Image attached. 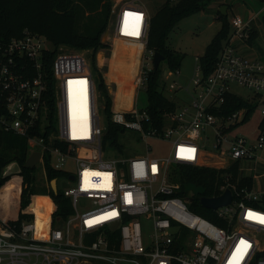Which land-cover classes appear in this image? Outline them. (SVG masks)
Listing matches in <instances>:
<instances>
[{
	"label": "built area",
	"instance_id": "obj_1",
	"mask_svg": "<svg viewBox=\"0 0 264 264\" xmlns=\"http://www.w3.org/2000/svg\"><path fill=\"white\" fill-rule=\"evenodd\" d=\"M112 7V36L141 48L134 89L146 87L154 68L155 50L148 48L152 14L142 0H116ZM257 17L230 18L231 31L213 71L205 76L197 64L190 104L166 114L163 127L154 124L147 108L112 109V121L137 130L145 142L147 153L132 157H105L106 125L89 57L56 48L28 28L0 42V129L27 137L34 146L29 155L39 151L37 163L61 172L56 180L63 177L66 184L62 190L57 185V192L73 208L44 228L33 219L13 223L0 217V264H264V191L242 189L236 197L233 191L229 204L209 208L220 224L189 207L171 173L175 164H202L199 140L209 129L224 167L255 159V150L264 146V133L252 144L233 132L247 108L221 112L228 94L241 96L233 83L255 92L245 97L251 102L264 92V63L239 49ZM72 90L79 95L74 115ZM152 137L171 141L168 155H150Z\"/></svg>",
	"mask_w": 264,
	"mask_h": 264
},
{
	"label": "trees",
	"instance_id": "obj_2",
	"mask_svg": "<svg viewBox=\"0 0 264 264\" xmlns=\"http://www.w3.org/2000/svg\"><path fill=\"white\" fill-rule=\"evenodd\" d=\"M212 0H163L162 5L152 14L150 19L148 48L160 51L166 56L169 70H177L183 59V52L172 48L168 44V38L178 22L197 11L204 9ZM112 0H0V42H5L13 36L22 35L25 29L45 35L57 48L60 45L75 47L80 50L93 48V73L97 79V86L103 91L104 109L106 112L105 140L111 143L117 142L119 131L125 129L112 121V96L107 83L99 71L95 60L98 50L105 48L107 43L102 41L110 18ZM223 25L207 45L205 52L198 57L201 71L208 76L213 71L217 56L223 46V41L231 31L228 13H219ZM87 20V21H85ZM264 21V17H263ZM84 22H86L84 24ZM257 29L253 27L248 42L256 41ZM126 54L131 50L135 59L140 58L141 48L137 44H125ZM56 51L50 52V64ZM130 65V64H129ZM126 64V66H129ZM165 81L160 65L153 68L146 84L149 110L153 122L158 127L165 125L166 114L174 111L176 101L165 95L163 87ZM255 102L248 98L228 94L221 112H230L237 108H247V117L255 109ZM263 124V123H262ZM29 156L28 139L11 131L0 129V177L5 166L11 161L17 160L22 171L20 184L23 187L22 200L25 192L30 191L33 168L24 167L23 164ZM172 176L181 183L179 193L184 197L189 207L222 224L217 220L213 211L201 202L202 196H217L227 186L235 192L242 189H251L253 177L241 175L240 163L235 162L228 167L213 166L209 164H176L171 168ZM61 172L53 169L47 162L46 178L49 186L50 201L39 200L24 209L19 206L17 215L8 218L10 222H20L24 218L33 219L42 227L53 226L56 217H65L73 211L71 201L58 190L55 192L51 186V180L60 176ZM9 178V177H8ZM8 178L3 179V183ZM188 184H193L196 189L189 190Z\"/></svg>",
	"mask_w": 264,
	"mask_h": 264
},
{
	"label": "rangeland",
	"instance_id": "obj_3",
	"mask_svg": "<svg viewBox=\"0 0 264 264\" xmlns=\"http://www.w3.org/2000/svg\"><path fill=\"white\" fill-rule=\"evenodd\" d=\"M112 1V3H115L116 0ZM142 1L151 14L155 13L163 3V0ZM223 6H226L229 18L235 14H239L243 18L249 19L258 14L253 24V27L257 29L256 41L254 43L248 42L249 46L241 44L239 49L247 55L259 57L264 63V0H212L204 9L181 19L169 35V46L180 50L184 54L179 72L174 70L175 72L169 74L166 58L160 62L162 76L165 81L163 87L164 93L170 99L176 101L177 105L181 107L190 104L195 93L194 77L200 73L197 69V64L199 63L198 57L205 52L207 45L224 23L219 18V13ZM111 12L106 30L108 33L105 32L102 38V41L107 43V46L97 51L95 60L99 66L100 73L108 85L113 100V109L126 110L133 107L145 109L148 104L146 87L140 86L134 89L133 83V75L139 65L140 58L135 59L131 55L133 54L131 50L128 51L130 54H126L123 48L126 43L130 45L137 43L129 38H115L112 36L110 31L113 28L111 24ZM60 48L84 53L89 57V64L93 70V48L80 50L67 45H60ZM126 64L130 65L127 67ZM173 82L176 83V88L171 89L170 84ZM231 89L233 92L244 97L255 94L251 88L239 83L231 84ZM96 93L101 122L103 125H106L107 117L104 109L103 91L97 87ZM263 100L264 92L255 99L256 106L250 116L233 129L234 133L246 136L252 144L257 143L260 133H264V114L261 113V109L264 106ZM71 106H74V104H71ZM72 115H74V112ZM149 141L152 146L149 151L151 156H166L169 154L171 141L156 137L150 138ZM199 141L203 145L202 149L205 152L202 164L222 166L219 162H222L223 156L219 152L220 150L214 145L215 134L212 129H209L208 137L203 132L202 138ZM33 149L34 146L29 145V151L31 152ZM146 153L147 148L145 142L141 138L140 133L135 129L125 128L119 131L116 143H111L110 140L106 142L105 157L107 158L132 157ZM255 154V159H240V173L241 175H254L255 173L263 172L262 175L254 179L255 182L263 184L264 146L257 148ZM72 167L74 168L73 165ZM33 170L30 191H24V194H27L23 200V187L20 184L19 174L10 176L5 183L0 185V217H14L17 215L19 206H23L24 209L29 208L38 199L50 201L46 170L42 162L39 161L33 167ZM65 184L64 178L60 177L57 182L58 188L62 190ZM254 185L256 184L254 183ZM187 188L192 191V189H196V186L188 184ZM59 223L60 225L62 224V222Z\"/></svg>",
	"mask_w": 264,
	"mask_h": 264
},
{
	"label": "water",
	"instance_id": "obj_4",
	"mask_svg": "<svg viewBox=\"0 0 264 264\" xmlns=\"http://www.w3.org/2000/svg\"><path fill=\"white\" fill-rule=\"evenodd\" d=\"M226 6H223V8L221 9V12L223 14H226ZM108 33V31L106 32ZM166 56L160 52V51H155L154 54V68L157 69L160 65V62L165 59ZM264 101V100H263ZM40 152L39 151H34L32 152L28 158L26 159V161L24 162L23 166L24 167H34L38 161V159L40 158ZM230 161H232V159H230ZM22 171V166L21 164L17 161H11L10 163H8L3 172L2 175L0 177V185L3 183V179L4 178H8L10 176L16 175V174H20ZM52 184V188L54 191L57 192V180L56 178H54L51 181ZM233 199V190L231 188H226V190L217 196H202L201 197V202L204 206L208 207V208H218L221 205H226L229 204Z\"/></svg>",
	"mask_w": 264,
	"mask_h": 264
},
{
	"label": "bare ground",
	"instance_id": "obj_5",
	"mask_svg": "<svg viewBox=\"0 0 264 264\" xmlns=\"http://www.w3.org/2000/svg\"><path fill=\"white\" fill-rule=\"evenodd\" d=\"M139 64H140V60H139ZM138 67H139V65L137 66V68L135 70V73L133 75V80L137 74ZM78 97H79V95L75 91L72 90L70 92V102H71V104H74V106H71V111H72L71 113L74 112V114H75L78 111ZM83 100H85V99L83 98ZM42 228H44V227H42Z\"/></svg>",
	"mask_w": 264,
	"mask_h": 264
},
{
	"label": "crops",
	"instance_id": "obj_6",
	"mask_svg": "<svg viewBox=\"0 0 264 264\" xmlns=\"http://www.w3.org/2000/svg\"><path fill=\"white\" fill-rule=\"evenodd\" d=\"M241 44H246V45H248L249 43H248V40L247 41H243V42H239V46L241 45ZM249 46V45H248ZM244 53V52H243ZM245 54V53H244ZM252 57H256V56H252ZM257 58H259V57H257ZM240 167H241V165H240ZM263 174V172H261V173H255L254 175H250V176H252L253 177V185H252V190H255V191H264V183L263 184H261V183H259V182H255L254 181V179L255 178H257L258 176H260V175H262ZM254 183L256 184V185H254Z\"/></svg>",
	"mask_w": 264,
	"mask_h": 264
},
{
	"label": "snow or ice",
	"instance_id": "obj_7",
	"mask_svg": "<svg viewBox=\"0 0 264 264\" xmlns=\"http://www.w3.org/2000/svg\"><path fill=\"white\" fill-rule=\"evenodd\" d=\"M262 222H264V220H262Z\"/></svg>",
	"mask_w": 264,
	"mask_h": 264
},
{
	"label": "flooded vegetation",
	"instance_id": "obj_8",
	"mask_svg": "<svg viewBox=\"0 0 264 264\" xmlns=\"http://www.w3.org/2000/svg\"><path fill=\"white\" fill-rule=\"evenodd\" d=\"M32 168V167H31Z\"/></svg>",
	"mask_w": 264,
	"mask_h": 264
}]
</instances>
